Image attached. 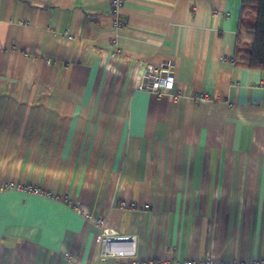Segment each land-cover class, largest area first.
Returning <instances> with one entry per match:
<instances>
[{
	"label": "crops",
	"instance_id": "crops-1",
	"mask_svg": "<svg viewBox=\"0 0 264 264\" xmlns=\"http://www.w3.org/2000/svg\"><path fill=\"white\" fill-rule=\"evenodd\" d=\"M109 3L0 0V184L52 195L0 191V264L264 260V72L232 60L241 0H125L121 31ZM166 60L174 87L138 89ZM72 204L134 257L100 259Z\"/></svg>",
	"mask_w": 264,
	"mask_h": 264
},
{
	"label": "built area",
	"instance_id": "built-area-1",
	"mask_svg": "<svg viewBox=\"0 0 264 264\" xmlns=\"http://www.w3.org/2000/svg\"><path fill=\"white\" fill-rule=\"evenodd\" d=\"M125 0H110L109 15L111 18L112 28L115 31H121L124 27V20L122 18V9ZM115 44V41H113ZM174 66L171 60H166L159 64H146L139 72V80L137 87L141 90H147L154 94H161L162 92L172 89L174 87ZM202 95L195 97V100H201ZM6 189H13L31 193L34 195H43L52 197L51 193L34 184L6 182L0 184V191ZM78 213L84 214L85 218L92 223L96 229L95 240L99 244V258L106 259L108 257L115 258H129L134 257V236L120 235L113 229L105 227L104 218L94 217L90 213L81 211V208L76 204L71 205ZM64 257H69L68 253H64ZM129 264H216L211 256H205L202 259H182L178 261H171L169 259L157 260H140L134 259ZM224 264V263H218ZM239 264H244L239 262ZM252 264H264V260L253 261Z\"/></svg>",
	"mask_w": 264,
	"mask_h": 264
},
{
	"label": "trees",
	"instance_id": "trees-1",
	"mask_svg": "<svg viewBox=\"0 0 264 264\" xmlns=\"http://www.w3.org/2000/svg\"><path fill=\"white\" fill-rule=\"evenodd\" d=\"M232 60L264 72V0H241Z\"/></svg>",
	"mask_w": 264,
	"mask_h": 264
}]
</instances>
